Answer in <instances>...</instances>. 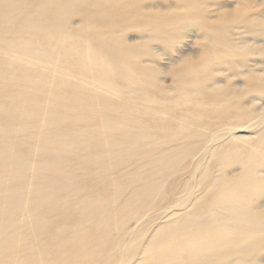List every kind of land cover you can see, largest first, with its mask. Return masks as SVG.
<instances>
[{
	"label": "bare ground",
	"instance_id": "1",
	"mask_svg": "<svg viewBox=\"0 0 264 264\" xmlns=\"http://www.w3.org/2000/svg\"><path fill=\"white\" fill-rule=\"evenodd\" d=\"M239 12L0 0V264H261L264 74L231 35L264 5ZM189 25L211 44L165 85L153 46Z\"/></svg>",
	"mask_w": 264,
	"mask_h": 264
},
{
	"label": "rangeland",
	"instance_id": "2",
	"mask_svg": "<svg viewBox=\"0 0 264 264\" xmlns=\"http://www.w3.org/2000/svg\"><path fill=\"white\" fill-rule=\"evenodd\" d=\"M198 2V7L203 10H207L209 15L218 18L223 12L230 13L229 22H233V16L236 13H240L244 8L247 7L252 8H260L264 5V0H196ZM243 14V12H241ZM261 31H256V33H246L243 29L233 28L231 39L232 42L238 46V48L242 52V57L238 58V61H251L250 70L259 74H264V37H260ZM135 34L131 33L130 40L132 42H137V38L134 36ZM175 40L170 44L159 45L158 47L153 46V52L159 57V67H161L164 72L163 82L165 85H169L172 78V69L183 63L185 60H198L204 55L205 52L208 51L206 49V45H210V39L206 38L203 34L198 32V29L192 28L189 25V30L185 33L179 31L174 34ZM237 39V40H236ZM229 48V45L226 44V49L222 47L221 50L225 49L226 51ZM253 61V62H252ZM257 68V69H255ZM238 84H240L239 80H235ZM219 85H223V82L219 83ZM253 106H257L261 110L264 109V101L256 99L252 103ZM237 136L241 137H250L251 134L242 132L237 133ZM196 163V159H188L185 162V168L190 169ZM193 164V165H192ZM237 171L230 172V175H235ZM201 195V191L199 189H195L191 198L199 197ZM184 199V198H183ZM186 200V199H184ZM183 202V201H182ZM185 205H179L178 207L171 206H163L161 210L156 212V217L153 221H150L149 228H152L153 225L159 223L166 222L171 216L178 215L182 213L185 209H189L191 207V202L187 198L185 201ZM171 208V209H170ZM167 209V210H166ZM170 209V210H169ZM181 209V211H180ZM162 213H160V212ZM170 211V212H169ZM165 213V215H164ZM167 213V214H166ZM171 214V215H170ZM157 215H160V219ZM163 215V216H162ZM168 215V216H167ZM159 219V221H158ZM157 221V222H155ZM154 228V227H153ZM128 229L131 232L135 231L134 226L129 225ZM261 264H264V253L262 255Z\"/></svg>",
	"mask_w": 264,
	"mask_h": 264
}]
</instances>
